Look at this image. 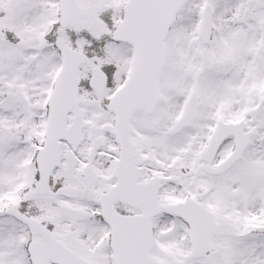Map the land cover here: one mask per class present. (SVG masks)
Returning <instances> with one entry per match:
<instances>
[{
    "label": "snow or ice",
    "instance_id": "snow-or-ice-1",
    "mask_svg": "<svg viewBox=\"0 0 264 264\" xmlns=\"http://www.w3.org/2000/svg\"><path fill=\"white\" fill-rule=\"evenodd\" d=\"M0 264H264V0H0Z\"/></svg>",
    "mask_w": 264,
    "mask_h": 264
}]
</instances>
